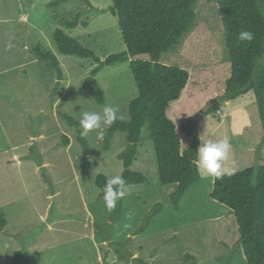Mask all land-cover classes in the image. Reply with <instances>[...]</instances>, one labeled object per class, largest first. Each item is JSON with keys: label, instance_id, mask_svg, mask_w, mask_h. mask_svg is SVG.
Returning a JSON list of instances; mask_svg holds the SVG:
<instances>
[{"label": "rangeland", "instance_id": "1", "mask_svg": "<svg viewBox=\"0 0 264 264\" xmlns=\"http://www.w3.org/2000/svg\"><path fill=\"white\" fill-rule=\"evenodd\" d=\"M51 1L0 0V210L7 221L0 231V264H14L21 250L28 252L30 264H246L236 245L233 212L209 197L212 177L201 175L185 192L178 210L174 208L169 195L175 187L158 181L146 126L135 161L127 169L146 181L125 187L117 223L96 226L110 223L113 209L106 207L95 177L108 179L125 171L119 158L127 144L125 133H115L104 150V137L99 139L97 130L89 132L84 137L90 153L84 154L76 138L78 129L62 114L79 122L82 112L112 105L128 121L137 87L129 61L106 66L96 75L105 95V102L98 103L90 89L80 90L96 62L64 55L53 41L54 31L61 28L101 60L124 51L110 0H89L90 4L69 0L58 7L48 6ZM78 14L76 28L64 27L63 20ZM37 45L59 60L62 79L57 88L56 72L37 57ZM160 63L189 73L185 89L167 110L182 149L191 142L182 125L190 122L200 143L229 139L231 149L223 164L232 172L264 163V129L254 92L218 101L230 77V64L216 2L197 0L195 26L177 47L161 55ZM216 104L219 110L207 114ZM64 136L68 145L62 142ZM15 154L29 158L13 165ZM157 202L162 210L142 229L145 215Z\"/></svg>", "mask_w": 264, "mask_h": 264}, {"label": "trees", "instance_id": "2", "mask_svg": "<svg viewBox=\"0 0 264 264\" xmlns=\"http://www.w3.org/2000/svg\"><path fill=\"white\" fill-rule=\"evenodd\" d=\"M69 0H53L48 6L58 7ZM90 4L89 0H84ZM219 8L220 20L224 30V44L230 64V77L219 102H228L254 92L260 122L264 129V0H210ZM109 11L117 19V25L125 50L111 54L101 60L92 50L83 47L77 40L58 28L53 33V41L58 51L64 55H76L89 58L96 66L84 80L80 90L90 89L98 103L105 102V95L96 80L98 72L106 66L129 61L137 96L129 104V120L117 121L106 129L103 149L108 150L117 132H124L127 144L119 154L125 171L121 174L125 187L143 184L146 179L142 174L128 171L138 150L141 131L148 128L157 164L158 181L161 185L175 184V190L169 195L176 210L187 189L201 178L197 167V146L200 144L199 133L190 122L182 125V130L191 137L190 144L182 149L179 135L167 110L171 103L179 99L185 89L189 73L186 69L160 63L163 53L177 47L196 22L197 0H110ZM80 16L63 20L64 27L74 29L79 24ZM87 26V22L81 23ZM249 30L253 33L251 41H241L239 32ZM34 52L47 62L56 72L59 87L62 69L57 57L39 45ZM147 54L149 59L138 56ZM219 110V104L212 105L207 114ZM70 126L78 129L77 140L83 147L84 154L90 153L87 139L81 135L79 122L62 114ZM69 138L62 142L68 145ZM107 178L101 174L95 177V185L104 191ZM209 197L220 205L228 207L236 220L238 238L237 247L242 250L246 264H264V163H257L244 170L213 179ZM157 202L145 215L141 228L162 210ZM122 210V199L117 200L112 210L110 223H117ZM7 221L0 210V231ZM105 240L110 237L97 229ZM119 251V250H117ZM14 264H30L28 252L19 251L13 258Z\"/></svg>", "mask_w": 264, "mask_h": 264}, {"label": "clouds", "instance_id": "3", "mask_svg": "<svg viewBox=\"0 0 264 264\" xmlns=\"http://www.w3.org/2000/svg\"><path fill=\"white\" fill-rule=\"evenodd\" d=\"M241 41H251L253 33L249 30H242L238 34ZM119 108L112 105H105L102 111H84L80 115L79 125L82 129L81 135L87 136L89 132L97 130V137L103 139L104 131L113 125L117 119H123L119 115ZM231 143L224 138L217 141L203 140L197 146L198 156L197 167L204 177L220 179L225 175L231 176L233 172L224 167L223 162L227 160ZM125 180L122 175L111 176L104 185L103 198L106 207L111 210L116 207L117 200L125 195ZM100 195V193H96Z\"/></svg>", "mask_w": 264, "mask_h": 264}, {"label": "crops", "instance_id": "4", "mask_svg": "<svg viewBox=\"0 0 264 264\" xmlns=\"http://www.w3.org/2000/svg\"><path fill=\"white\" fill-rule=\"evenodd\" d=\"M20 155H22V154H20ZM20 155H16L15 154L14 156H12L13 158H11L12 160L10 161V163L13 164V165L14 164L19 165L21 163L20 159L29 158V157H22V158L20 157V158H18ZM22 156H24V155H22ZM173 185H174V187H176L175 184H173ZM100 221H102V220H100ZM29 255H30V251H29Z\"/></svg>", "mask_w": 264, "mask_h": 264}, {"label": "water", "instance_id": "5", "mask_svg": "<svg viewBox=\"0 0 264 264\" xmlns=\"http://www.w3.org/2000/svg\"><path fill=\"white\" fill-rule=\"evenodd\" d=\"M216 102H217V101H216L215 99H214V100H212V103H213V104H215Z\"/></svg>", "mask_w": 264, "mask_h": 264}]
</instances>
